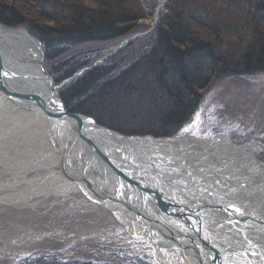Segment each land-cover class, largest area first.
Masks as SVG:
<instances>
[{
  "label": "bare ground",
  "instance_id": "1",
  "mask_svg": "<svg viewBox=\"0 0 264 264\" xmlns=\"http://www.w3.org/2000/svg\"><path fill=\"white\" fill-rule=\"evenodd\" d=\"M111 48L105 54L119 49ZM45 60L40 42L25 29L0 24V65L7 73L0 76V207L36 209L81 194L79 204L110 210L120 227L143 235L158 264H210L211 253L186 235L162 240L133 194H118L126 186L105 171L110 145L126 151L125 161L138 157L158 174L173 177L179 194L166 193L181 204L183 218L175 230L189 237L199 230L220 252L223 264H264V163L252 148L227 136L201 139L196 123L175 136L135 137L113 133L80 115L77 124L93 139L87 147L69 126L53 122L41 97L35 102L26 96L42 88L37 75Z\"/></svg>",
  "mask_w": 264,
  "mask_h": 264
},
{
  "label": "trees",
  "instance_id": "2",
  "mask_svg": "<svg viewBox=\"0 0 264 264\" xmlns=\"http://www.w3.org/2000/svg\"><path fill=\"white\" fill-rule=\"evenodd\" d=\"M4 1L0 22L8 28L29 25L49 60L70 47L129 36L144 18L139 0H12L35 10L39 21L47 23L38 25ZM169 9L171 14L133 61L107 62L65 90L63 101L70 112L92 107L132 129L143 115L155 135L175 136L198 111L211 83L264 74V0H171Z\"/></svg>",
  "mask_w": 264,
  "mask_h": 264
},
{
  "label": "rangeland",
  "instance_id": "3",
  "mask_svg": "<svg viewBox=\"0 0 264 264\" xmlns=\"http://www.w3.org/2000/svg\"><path fill=\"white\" fill-rule=\"evenodd\" d=\"M4 2L13 3L12 0ZM138 4L144 18L138 21L131 35L107 43L88 42L70 47L54 60L46 58L42 40L30 33L29 25L11 28L25 29L41 43L46 70L56 86L65 85L61 93L63 100L65 90L85 75L75 78L83 70L95 64L100 67L111 61L115 64L123 59L126 62L133 61L145 50L164 16L171 14V0H139ZM11 5L20 8L31 22L35 20L38 25L46 23L39 21L35 10L29 8V11L24 3ZM84 6L94 5L84 2ZM136 35L140 37L127 45L123 44L124 40ZM115 46L119 47L117 51L105 54ZM73 67L78 69L71 77L56 81ZM210 85L203 93L200 108L180 131L196 123L199 138L213 140L227 136L234 144L252 148L257 159L264 163V74L221 78ZM125 108L128 111L130 109L128 105ZM67 110L70 112L68 107ZM84 111L71 113L94 119L101 127L124 136L163 138L155 135L148 118L144 119L143 115L136 120L132 129L127 123L121 126L114 122V118L92 107ZM142 111L139 113L142 114ZM82 197L76 194L70 201L43 202L36 209L0 207V264H24L27 261H56L59 264H158L153 248L143 235L120 227L110 210L88 203L79 204Z\"/></svg>",
  "mask_w": 264,
  "mask_h": 264
},
{
  "label": "water",
  "instance_id": "4",
  "mask_svg": "<svg viewBox=\"0 0 264 264\" xmlns=\"http://www.w3.org/2000/svg\"><path fill=\"white\" fill-rule=\"evenodd\" d=\"M4 27L8 28L6 26ZM138 37L140 36L136 35L132 39L124 40L123 44L127 45L131 43L133 39ZM42 49L44 58V48L42 47ZM96 67H99V65L95 64L89 67V69L83 70L75 78H78L80 75L89 73V71L95 69ZM40 68L41 73H39V75L37 76L41 81L44 82V84L40 85L42 87L41 89H36L35 91L30 90L26 92V96H28L35 102L41 97V99L49 105L48 107L53 122L58 125V127L69 126L72 133L76 135L80 139V141L88 147L90 144H92L93 139H90L87 135L83 134L82 129L77 124V117H79L81 114L76 115L69 112L67 110L65 102H63L61 98V93L63 92L65 85H63V88L60 91L61 93L57 92V87L62 85L56 86V82L50 76L48 70H46L44 63L40 65ZM4 75L7 76V73L0 65V76ZM111 132L114 133L116 131ZM119 134L121 136H124L121 133ZM105 153L106 156L110 159L108 164L109 168L105 171L113 175L116 179L123 181L126 186V189H124L122 192L119 191L118 194H122L125 196L128 194H133V196L136 198V202L140 203L141 207L144 208L145 213L150 215V217L153 219L154 230L162 240L172 241L174 238L186 235L195 243L202 246L203 249L211 253L213 260L210 261V264H223L222 260L220 259V252H216V249L206 243V241L198 234L199 230L194 232L195 235L190 234L191 237H189V234H186L185 231L183 232L180 231L181 229H174V226L177 227V220H183V218L179 215V212L182 210L181 204L178 203L171 194L166 193L168 192V190H170L171 193L174 190L179 194V189L176 187V185L175 187L174 185H172L176 183L173 182V177L158 174L151 168L147 167V165L141 164L139 158L137 157L139 155L136 156L137 159L134 161H125L124 156L127 155L125 150H114L111 149L109 145L108 149L105 150ZM158 177H163V179L160 180ZM186 198L190 197L188 196ZM211 207L220 210L224 214L227 213L224 212V208H220L219 206ZM229 213L230 214L227 213L226 215H230L232 217L236 216L232 212ZM261 224L264 223L261 222ZM167 231L170 233H168Z\"/></svg>",
  "mask_w": 264,
  "mask_h": 264
}]
</instances>
